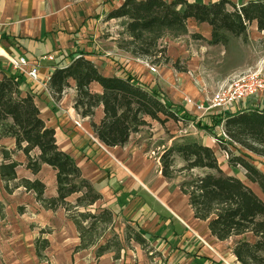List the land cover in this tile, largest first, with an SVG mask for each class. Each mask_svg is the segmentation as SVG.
I'll return each mask as SVG.
<instances>
[{
  "label": "crops",
  "instance_id": "crops-1",
  "mask_svg": "<svg viewBox=\"0 0 264 264\" xmlns=\"http://www.w3.org/2000/svg\"><path fill=\"white\" fill-rule=\"evenodd\" d=\"M188 1L209 3L217 0ZM230 1L240 7L250 0ZM122 2L123 0H0V49L5 52L4 56L0 55V65L15 71L17 69L13 68L6 57L20 56L29 63L38 65L37 79L17 70L25 76L19 88L22 93L35 94L34 102L46 126L54 129L57 146L74 159L82 177L99 194L100 198L92 204L95 209H109L114 215L113 222H119L121 225L124 223L125 227L141 231L147 239L146 243H150L156 250H169L170 253H176V257L188 253L199 260L193 262L194 264H204V258L207 259L205 252L209 245L205 239L214 240L213 245L216 242L221 246L222 242L232 236L223 241L212 236L207 221L194 217L188 198L180 190L178 182L162 175L160 162L154 155L155 151L162 154L180 135L171 131L170 135L165 137L164 129L157 127L154 120L145 117L153 127L147 134L140 128L130 135L124 145L105 146L98 141L90 124L92 121L99 122L102 118L101 106L95 109L91 118L82 117L73 106L76 95L73 81H70V86L57 100L48 90L47 78L55 67L68 64L75 56L84 55L92 60L104 75H120L124 69L140 77L136 78L151 88L157 89L158 84L163 89L164 94L160 93L167 102L181 106L182 110L202 122H208V117H203L204 114L196 111L192 103L184 104L179 92L183 84L177 76L159 69V72H156L159 74L156 84V77L154 81L148 80L151 73L146 69H142L139 75L128 69L132 62L131 58L126 56L127 51L120 48L111 51L103 49L100 43L102 30L120 20L126 21L125 18H107L108 12ZM186 28L188 34L210 39L211 27L206 22L199 23L189 19ZM247 34L258 38L264 36V33L257 29L255 21L248 25ZM48 55L53 58L44 57ZM142 76L147 78V81L141 79ZM90 89L97 93L101 91L95 82L90 84ZM189 98L194 100L191 95ZM239 107L264 108V94L252 96L239 105H233L231 111ZM209 138H202L201 142L214 147L213 140ZM2 148L14 150L12 159L20 163L16 167V179L8 183L10 188L21 178L37 179L45 184L46 198L57 195L56 172L50 165L42 164L37 173H32L26 168V155L15 149L13 138L0 136V151ZM37 154L36 148L30 152L31 156ZM257 159L262 161L261 167L264 171V159ZM1 162L0 153V164ZM254 163L257 164L258 161ZM236 176L244 182L243 178L237 174ZM250 187L261 197L254 185ZM77 197V194H72L67 201L74 204ZM184 197L189 208L183 205ZM8 203L12 206L10 215L7 213ZM0 204V264L71 263L72 253L77 252L75 247L79 244V237L68 211L62 207L55 210L43 207L36 200L35 193L25 190L22 186L8 192L1 178ZM236 237L239 240L243 235ZM230 252L232 253V248ZM107 256L105 254L100 257L102 259ZM233 260L237 262L234 255ZM210 264L221 263L211 260Z\"/></svg>",
  "mask_w": 264,
  "mask_h": 264
},
{
  "label": "trees",
  "instance_id": "trees-1",
  "mask_svg": "<svg viewBox=\"0 0 264 264\" xmlns=\"http://www.w3.org/2000/svg\"><path fill=\"white\" fill-rule=\"evenodd\" d=\"M107 18H125V31L132 41L144 42L141 55L149 54L156 38L145 39V35L163 30L186 32L189 19L210 25L211 44L226 45L229 35L246 38L248 25L255 21L256 27L264 33V0H250L237 7L230 0L209 3L188 0H123L108 12ZM201 38V35H197ZM123 68V67H122ZM23 72L11 71L0 65V136L11 137L15 149L26 155V168L37 173L42 164L50 165L56 172L57 195L46 198L45 184L40 180L19 179L13 187L8 183L16 179V167L20 164L12 159L14 150L2 148L0 153V178L6 190L22 186L33 191L43 207L55 210L58 207L69 212L78 232L79 244L75 251L96 244L103 230L112 224L114 215L106 208L98 213L90 211L73 212V208L94 204L99 194L82 177L74 159L56 144L54 129L46 126L34 102V93H22L19 86L24 82ZM74 82V109L82 117H92L98 106L103 116L99 122L92 121L91 128L103 145L122 146L132 133L147 125L145 117L163 124L168 120L194 122L195 117L173 105L149 85L140 82L136 76L122 69L120 75H104L95 63L84 55L75 56L68 64L53 69L47 81L48 90L54 99ZM97 83L99 93L90 90L91 83ZM212 116L214 113H208ZM211 121H197L196 126L209 132L222 123L223 136L213 135L221 143L234 144L236 152H231L230 167L242 166L247 179L264 195V171L262 161L252 163L248 156L241 154L239 147L264 159V108H239L217 113ZM179 141L167 148L159 157L161 173L167 179L175 176L173 169L175 156L184 161L179 171L190 172L195 168L208 169L202 175L190 176L180 183V190L188 198L194 217L207 221L212 236L223 241L231 236L239 239L232 247V254L239 264H264V200L236 175L226 174L220 168L212 147L197 140ZM38 154L31 156L33 149ZM254 158V157H253ZM86 191L82 192V189ZM82 192V193H81ZM79 194L71 204L67 198ZM2 205L0 204V212ZM92 219L89 224L85 221ZM99 226H102L98 231ZM248 236V238L246 237ZM127 240H134L145 246L147 239L139 230L126 227ZM42 246L44 243L42 241ZM121 243L117 235L100 244L95 250L98 258L106 252H115L119 257Z\"/></svg>",
  "mask_w": 264,
  "mask_h": 264
},
{
  "label": "rangeland",
  "instance_id": "rangeland-1",
  "mask_svg": "<svg viewBox=\"0 0 264 264\" xmlns=\"http://www.w3.org/2000/svg\"><path fill=\"white\" fill-rule=\"evenodd\" d=\"M125 23L126 21L120 20L119 22H116L115 24L102 30L100 43L102 44L103 49L105 48L111 51L114 48H120L124 51H127L126 56L130 57V61L132 62L128 69L131 72H135L136 74L138 73V75L142 73V69H146L149 73H151V76L148 80L151 79L154 81V78L156 77L157 79L154 81L156 84L158 83L157 81L159 78V74L156 72L157 70L159 72V69H164L170 72L171 75H174L175 77L177 76L183 84V86L179 88V92L182 94V101H184V99L190 95L195 101H202L204 98L213 95L219 87L229 82L235 75L245 70L255 68L259 62L264 61V36L262 38H258L257 36L253 37L247 34L246 38H244L243 36L237 37L229 35L226 45L211 44L203 37L200 38L196 34H188L187 28L186 32L161 30L156 34L147 33L145 35V39L156 38L154 44L150 47L149 54L141 55L138 52L135 54V50L140 51L139 49L143 48L144 42L132 41L131 37L125 31ZM179 51L181 52L179 53ZM138 65L141 68H138ZM115 67H117V65ZM153 69H155V71H153ZM136 77L140 79V77L137 75ZM141 79L147 81V78L143 76ZM156 87L157 91L161 93L164 92L163 89L158 86V84ZM214 114L216 115L217 113ZM214 114H212V116ZM206 116L208 117V122H210L212 116L208 113H205L203 117ZM194 117V122H191L190 120H168L163 124L159 123L158 121H154V123L157 124V127L164 129L163 133H165V137L170 135L169 132L171 131H175L176 135H180V137L171 142L170 146L176 142L183 141L181 139H184V141L197 140L198 142H201L202 138L205 139L210 137L209 139L213 140L214 147L212 148L214 149L217 156L218 164L220 168H224L223 172L232 175L237 174L244 179V183L246 185H254V188H257L256 190L260 193L264 200V195L262 194L261 190L257 187V185L253 184L247 179L245 169L242 166H229L228 161L231 157V152H236L233 146L234 144L232 145L228 142L225 144L221 143L213 135L216 132L217 135L223 136L225 138L221 132V128L223 129V126L219 124V126L213 129L214 132H209L206 129L198 128L196 126V122L201 120H198L196 116ZM208 122L206 123L208 124ZM142 129L147 134L149 129H153V127L151 123H148L147 125L143 126ZM157 142L154 143V147ZM165 146L167 147V144H165ZM238 149L241 154L251 155L248 157L251 158L250 161L252 163L259 161V159H257L258 157L252 153H249L244 147L240 146ZM154 155L159 160L161 154L158 151H155ZM183 165L184 161L178 156H175L173 166L175 176L172 178V180L178 182V186H180L182 180L186 178L188 179L190 177L188 176L189 174L194 176L202 175L204 171L211 172V170L208 169L198 168H195L190 172H186V170L179 171ZM84 191H86V188L82 189V192ZM74 202H76V199ZM183 205H186L189 208L186 200L183 202ZM100 210L101 209H95L92 205L87 207L73 208V212L90 211L91 213H98ZM11 212L12 206H10L8 203V215L12 214ZM10 218L13 219L14 217L10 216ZM91 221L92 219L89 218L87 221H85V223L89 224ZM125 226L126 224L124 223L121 225L119 222H113L105 230H103L102 236L97 239L95 245L83 250H79L75 252L76 254L72 253L70 264H192L193 262L199 261L197 258H195L196 256H192L188 253L184 255L180 254L176 257V253H170L168 252L169 250L165 251V249L156 250L148 242V244L145 246H141L134 240H127L125 238ZM101 227L102 226H99L98 231L102 229ZM116 234L123 247V249H121L119 252V257L115 258V252L113 251L105 253L108 255L107 257H103L101 259V257L105 255L104 254L100 258H97L95 256V250L97 249L98 245L100 243H105L107 240H109V238ZM246 237L248 238V236ZM205 240V242H207L209 245L205 243L206 246L208 245V249H206L207 252H205L207 253V256H205L207 259L205 260L204 258V264H210L211 260H215L216 262L220 261L221 264L232 262L233 255L230 252V249L238 241L236 236H232L228 240L222 242L223 244H221V246H218L219 244H216V242L213 245L212 242L214 240ZM205 244H203V246ZM201 257L203 258V256ZM181 258L182 260H180ZM222 260H225L226 262H223ZM231 264L239 263L234 262L233 260V263Z\"/></svg>",
  "mask_w": 264,
  "mask_h": 264
},
{
  "label": "built area",
  "instance_id": "built-area-1",
  "mask_svg": "<svg viewBox=\"0 0 264 264\" xmlns=\"http://www.w3.org/2000/svg\"><path fill=\"white\" fill-rule=\"evenodd\" d=\"M0 55L4 56L2 53ZM44 57L53 58L52 55ZM6 58L10 60L14 69L24 71L28 77L37 79V64L29 63L22 56ZM259 94H264V61L259 62L255 68L235 75L229 82L219 87L213 95L204 98L202 101H195L186 97L184 104L192 103L194 109L202 114L221 113L229 111L233 105H239L243 100ZM220 125L222 126V123ZM221 132L225 136L222 128Z\"/></svg>",
  "mask_w": 264,
  "mask_h": 264
},
{
  "label": "bare ground",
  "instance_id": "bare-ground-1",
  "mask_svg": "<svg viewBox=\"0 0 264 264\" xmlns=\"http://www.w3.org/2000/svg\"><path fill=\"white\" fill-rule=\"evenodd\" d=\"M0 53L5 54V52L3 50H1V49H0Z\"/></svg>",
  "mask_w": 264,
  "mask_h": 264
}]
</instances>
